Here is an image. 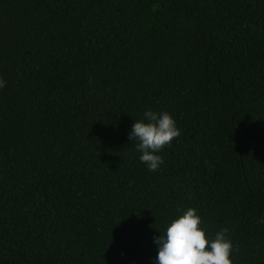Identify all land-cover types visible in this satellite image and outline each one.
<instances>
[{
	"label": "trees",
	"instance_id": "trees-1",
	"mask_svg": "<svg viewBox=\"0 0 264 264\" xmlns=\"http://www.w3.org/2000/svg\"><path fill=\"white\" fill-rule=\"evenodd\" d=\"M0 78V264H154L187 208L264 264V0H0Z\"/></svg>",
	"mask_w": 264,
	"mask_h": 264
},
{
	"label": "clouds",
	"instance_id": "clouds-1",
	"mask_svg": "<svg viewBox=\"0 0 264 264\" xmlns=\"http://www.w3.org/2000/svg\"><path fill=\"white\" fill-rule=\"evenodd\" d=\"M4 86L5 81L0 78V89ZM179 134L169 113L146 109L141 119L133 121L129 140L136 141L140 162L148 171H156L163 163L158 153ZM200 225L195 208H187L172 219L158 236H153L157 247L154 264H232L233 244L227 236L228 229L222 228L214 237H207Z\"/></svg>",
	"mask_w": 264,
	"mask_h": 264
}]
</instances>
